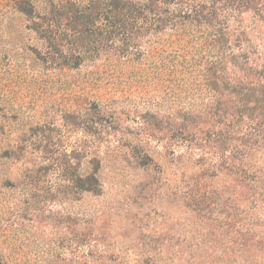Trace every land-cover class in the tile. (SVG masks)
Instances as JSON below:
<instances>
[{
  "label": "rangeland",
  "instance_id": "rangeland-1",
  "mask_svg": "<svg viewBox=\"0 0 264 264\" xmlns=\"http://www.w3.org/2000/svg\"><path fill=\"white\" fill-rule=\"evenodd\" d=\"M111 4L0 0V260L264 264V191L184 131L225 93L204 36Z\"/></svg>",
  "mask_w": 264,
  "mask_h": 264
},
{
  "label": "trees",
  "instance_id": "trees-1",
  "mask_svg": "<svg viewBox=\"0 0 264 264\" xmlns=\"http://www.w3.org/2000/svg\"><path fill=\"white\" fill-rule=\"evenodd\" d=\"M111 1L115 10L153 6V0ZM154 1L161 16L166 15L162 22L169 16V25L181 36L202 33L207 53L224 74L225 93L211 98L204 117H193L191 131L184 129L191 145L211 149L222 162L221 169L249 179L264 191V0ZM100 4H95V10L101 9ZM78 184L93 193L102 186L95 176L81 178ZM0 264L5 263L0 260Z\"/></svg>",
  "mask_w": 264,
  "mask_h": 264
}]
</instances>
